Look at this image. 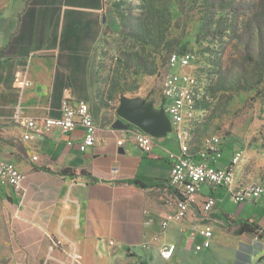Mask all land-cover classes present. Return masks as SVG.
Instances as JSON below:
<instances>
[{"label":"crops","instance_id":"1","mask_svg":"<svg viewBox=\"0 0 264 264\" xmlns=\"http://www.w3.org/2000/svg\"><path fill=\"white\" fill-rule=\"evenodd\" d=\"M44 1L47 2L29 13L28 0H12L0 26L4 36L0 45L3 62L0 64L3 94L0 161L15 164L25 175L24 193L17 195L20 198L15 216L19 244L37 262L47 261L51 255L74 261L73 257L78 255V264H113L118 257L131 255L142 261L164 264L160 247L175 243L178 250L185 232L192 223H199L201 202L211 193L207 187L203 188L199 205L191 210L186 223L163 227L176 193L168 186L174 159L179 155V145L172 132L156 138L152 152L145 153L133 141L119 146V134L111 130L114 124L103 125L93 113L99 127L95 146L84 145L82 127L64 132L40 122L38 139L24 141L22 138L26 132L22 122L60 115L62 102L67 97L80 101L67 88L69 73L59 65L57 57L61 48L66 49L62 54H89L88 50L67 48V40L77 34L86 37L87 32V45L91 48L99 32L97 23L88 18L101 13L102 0H77L76 3L56 0L51 5L53 0ZM45 22L51 28L57 27L58 50H47L44 40L37 38L40 25L44 26ZM61 33L64 35L60 36ZM13 38L17 53L1 58V50ZM17 74L33 85L17 90L14 85ZM191 154L199 156L200 152L191 151ZM231 159L232 153L226 152L217 165L226 167ZM238 165L235 168L237 186L246 185L250 176L242 182ZM64 169L75 170L78 175H63ZM214 193L219 199L214 212L224 202H232L226 191ZM244 206L250 207L256 215L255 223L264 228V207L256 203ZM212 220L211 224L218 225L223 218L216 215Z\"/></svg>","mask_w":264,"mask_h":264},{"label":"rangeland","instance_id":"2","mask_svg":"<svg viewBox=\"0 0 264 264\" xmlns=\"http://www.w3.org/2000/svg\"><path fill=\"white\" fill-rule=\"evenodd\" d=\"M11 1L0 0V26ZM250 1L102 0L101 13L88 18L97 23L99 30L97 37L93 36L96 39L91 48L87 45V32L86 37L77 34L67 40V48L88 50L89 54H62L66 49L61 48L57 57L59 65L69 73L67 88L76 99L90 105L95 119L103 125L121 121L118 109L126 102L151 116L158 112L162 102L160 86L168 59L185 47L187 53L196 57L194 65L190 63V72L198 79L191 97L197 107L188 122L192 153L222 142V157L226 152L233 155L240 151L239 178L243 182L250 176L243 187L263 181L264 81L248 91L241 73L247 70L254 78L253 84L261 76L264 80V67L244 61L240 53L243 47L228 29L245 20L230 13L228 6H245ZM40 30L37 38L44 40L47 50H58L57 27L51 28L45 22ZM3 37L0 30V45ZM58 81L62 85L61 79ZM2 102L0 86V109ZM2 127L0 122V139ZM17 195L16 190L0 180V264H78L54 255L40 262L27 256L29 252L19 244L15 227L20 198ZM216 215L223 221L211 224L215 227L211 249L196 252L199 237L190 228L182 236L175 256L164 264H264V238L249 233L238 236L230 228L234 220L257 222L250 207L226 201L211 217ZM113 264L156 263L127 255L118 257Z\"/></svg>","mask_w":264,"mask_h":264},{"label":"built area","instance_id":"3","mask_svg":"<svg viewBox=\"0 0 264 264\" xmlns=\"http://www.w3.org/2000/svg\"><path fill=\"white\" fill-rule=\"evenodd\" d=\"M196 57L191 53H174L169 57L167 71L162 77L160 86L162 102L159 110L163 109L169 119L177 143L179 155L174 159L172 174L168 186L175 190L173 208L167 212L163 227L167 228L172 223L184 224L189 219L191 210L199 205V198L204 187L211 193L201 202L199 223H192V230L196 231L199 241L195 244L196 252H205L211 249L214 239V229L211 214L217 208L219 199L214 191L224 190L230 200L239 205L248 203L260 204L264 207V180L249 184V190H234L232 176L235 157L240 152H235L228 166H218L222 158V142L210 146L200 152L199 156H188L183 153L181 146L182 123L187 119L189 110L185 109L183 90L195 78L196 74L190 72V63H195ZM17 90L30 88L33 83L22 74H17L14 79ZM197 107V102H194ZM51 128H59L64 132H72L78 127L85 131L84 145L95 146L98 142L99 127L94 121L90 105L85 101H74L67 97L62 102L60 115L48 116L40 121L30 120L22 122L26 129L23 134L24 141H33L40 137L37 130L38 123ZM113 133L118 132V145L126 146L133 141L143 152L151 153L155 146L153 136L143 132L136 126L127 125L124 129L111 128ZM242 152V151H241ZM198 158V160H197ZM0 180L8 184L18 194L24 193L25 175L17 166L9 161H0ZM197 221V222H198ZM177 252L175 243L164 244L160 247L159 254L164 261H170ZM79 263L78 255L73 257Z\"/></svg>","mask_w":264,"mask_h":264},{"label":"trees","instance_id":"4","mask_svg":"<svg viewBox=\"0 0 264 264\" xmlns=\"http://www.w3.org/2000/svg\"><path fill=\"white\" fill-rule=\"evenodd\" d=\"M227 1H234V0H227ZM46 2L47 1L44 0H28L29 7L31 6V8L29 9V13L34 12L35 7L37 5ZM55 3L56 0H53L50 3V5ZM32 7L34 8L32 9ZM228 8L230 9L229 10L230 13H233L238 17H245V20L243 22L238 21L237 23L230 25L228 28L229 31L233 34L232 37L239 40L243 47L240 53L244 61L254 66L264 67V0H251L245 6L229 5ZM222 33H224V31H222ZM15 41L16 39L13 38L9 43V45L1 50V58L6 55L13 56L17 53V49H15V44H14ZM183 53H187L185 47L183 48L181 54ZM2 63L3 62L0 59V64ZM241 74H242L241 76L242 80L245 81V84L248 85V88H246V90L248 91L253 90L256 87L263 84L264 80L262 76L257 82L251 84V82L254 81V78L247 74V70L243 71ZM194 102H195V98H193L192 107L194 110H196V107H194ZM188 126L190 129V124H188ZM61 173L63 175H70V176L78 175L77 171L70 169H64L63 171H61ZM134 183L143 186V184H141L138 181H135ZM230 228H234V233L238 236L249 233V234L257 235L260 238H264L263 228L259 224L255 223L250 219L234 220L231 222Z\"/></svg>","mask_w":264,"mask_h":264},{"label":"water","instance_id":"5","mask_svg":"<svg viewBox=\"0 0 264 264\" xmlns=\"http://www.w3.org/2000/svg\"><path fill=\"white\" fill-rule=\"evenodd\" d=\"M118 115L122 120L113 125L116 129H124L127 125H133L154 138L165 136L172 131L171 123L163 109L152 113L151 116H146L133 104L126 102L118 109Z\"/></svg>","mask_w":264,"mask_h":264},{"label":"bare ground","instance_id":"6","mask_svg":"<svg viewBox=\"0 0 264 264\" xmlns=\"http://www.w3.org/2000/svg\"><path fill=\"white\" fill-rule=\"evenodd\" d=\"M196 84H197L196 79L192 78L191 81L186 85V88L183 90V101H184L185 109L189 110V115H187V119H185L184 123H182L181 146L183 153H186V155L188 156H192L191 144H190L192 140V135L188 126L189 124L188 122H190L194 117V109L192 107L191 97L194 93V89L196 88ZM240 157H241L240 154H237V156L235 157L234 170L240 162ZM232 186L234 190H249V187L245 188L242 185L237 186L235 171L233 172V176H232Z\"/></svg>","mask_w":264,"mask_h":264}]
</instances>
